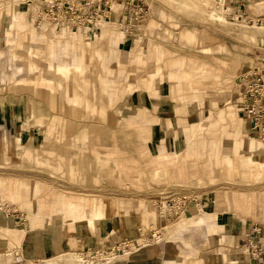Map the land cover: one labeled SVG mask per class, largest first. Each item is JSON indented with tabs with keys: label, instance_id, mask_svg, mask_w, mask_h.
<instances>
[{
	"label": "rangeland",
	"instance_id": "374dc122",
	"mask_svg": "<svg viewBox=\"0 0 264 264\" xmlns=\"http://www.w3.org/2000/svg\"><path fill=\"white\" fill-rule=\"evenodd\" d=\"M145 2L149 14L131 35H124L117 20L121 6L111 2L109 17L92 30L98 32L92 44L78 32L54 26L43 31L36 26L43 0H0V264H11L18 253L29 257L26 264H57L55 256L34 261L37 258L30 254L43 256L45 252L38 249H49L59 240L58 247L65 251L76 241L61 239L70 231L99 237L105 229L104 201L117 198L128 226H133L130 251L139 243L153 242L163 227L169 231L188 221L203 226L209 243L221 224L204 223L200 214L187 212L190 205L217 186L247 191L261 186L264 169L253 175L225 162L211 164L218 154L226 159L225 153L220 154L224 146L236 156L234 137L228 140L219 132L214 140L205 131H220L221 113L232 108L236 119L232 130L240 123L242 135L243 122L230 97L240 98V80L260 55L264 0ZM211 13L223 16L226 23ZM185 30L192 32L191 38L185 35L188 41L182 37ZM118 41L121 51L113 60L94 58V49L100 56L113 51ZM132 45L133 62H129L122 56L130 55ZM51 46L57 50L51 53ZM80 51L83 72L71 69L66 76L51 67L70 64ZM121 65L123 72H118ZM190 96L194 98L188 100ZM142 105L147 108L137 107ZM183 126L185 134H173ZM248 138L251 144L241 153L251 152L254 160L261 145L254 151L251 146L258 139ZM186 142L199 146L193 156L203 163L200 173L191 174L199 168L187 163L185 174L187 155L182 162L176 155L170 161L156 160L157 146L181 149ZM179 192L193 199L175 215H160L154 199ZM242 196L264 201V191L233 190L227 200L214 204L215 209L261 215L260 208L246 210ZM71 212L78 219L69 216ZM61 217L69 223L63 224ZM102 246L87 247L90 253L101 254L85 259L76 253V259L108 263L128 253L121 248L117 255L108 244L107 250Z\"/></svg>",
	"mask_w": 264,
	"mask_h": 264
},
{
	"label": "crops",
	"instance_id": "0c3cea01",
	"mask_svg": "<svg viewBox=\"0 0 264 264\" xmlns=\"http://www.w3.org/2000/svg\"><path fill=\"white\" fill-rule=\"evenodd\" d=\"M190 34H192V32L185 30L182 32V37L188 41L185 35L189 36ZM82 35L84 38L90 39L92 41V44H94V39L97 37L98 32L84 33ZM191 37L192 35H190V38ZM77 39L76 42L78 41ZM120 41L116 43L114 42L113 51L110 52L103 50L104 52H102L100 56L95 54L94 49V58L98 61L102 59L110 62L111 60H113V58H115V56H117V54H119V51H121L122 46H119V44H121ZM110 43L112 44L113 42ZM133 45L129 46L130 55L126 57L122 56L123 59L129 60V62H133L131 59ZM54 47L55 46H51V53L52 51L57 50L56 47ZM117 47L119 48L116 51ZM103 49H105V47ZM62 50L64 49L62 48L61 51ZM84 61L85 60L83 52L80 51L75 56L74 61L70 64L54 63V65H52L51 67L55 68V70L58 69L59 71L64 73L66 71L64 69L65 67L69 69L71 68L73 70V64H76L75 71L83 72L85 70V67L83 65ZM122 69L123 66L120 67L118 72L122 71ZM100 70L102 71V69ZM118 72L116 74V79H118ZM98 74L101 73L98 72L97 76ZM49 84L51 85V83ZM178 87H182V85H179ZM190 98L192 100L194 97L192 98V96H190L188 97V100ZM232 98L233 97H230V100H232ZM230 100L228 102H230ZM68 101L70 102V100ZM80 103H83L82 99L80 100L79 104ZM137 107L147 108L143 105ZM181 109L177 108L176 111ZM242 124L243 125L241 127V132L244 136L243 138L247 139L251 135L248 134L244 123ZM184 128L185 126L177 129V131L173 134L176 135L179 132H183V134H185ZM157 147L158 150L154 152L155 154L161 149L166 153H172V156H175L176 154V156H178L177 161L179 162H182V156L187 155V158L184 160L182 165L185 174L187 173V163L193 165L194 169L199 168V172L193 173L192 171L191 174L200 173V169H203V163L201 162V160H196L193 156L194 151H199V146L195 143L188 144L186 142L184 143V147H182L181 149H175L172 147L166 149V146L164 144H161ZM230 150V146H224L221 149V151L226 154L231 153ZM153 157L154 156H152V158ZM195 165L197 167H195ZM190 168L192 169L193 167ZM115 169H119L117 168V164L115 166ZM169 177L179 178L171 176ZM259 184H261V186H257L253 189H250L249 191H264V178L263 180H261V182H259ZM233 190L249 192L247 190L234 188L230 189L229 187L225 186H217L213 188V190L201 193L199 202L195 205H190V210H187L188 213H193L194 215L200 214L203 218L204 223L206 224H221V230L218 231V233L210 235L209 243L206 240L204 231L205 229L203 228V226L195 221H188L185 224L177 225L171 228V230L169 231H166L167 226L163 227L160 230V233L156 231L159 235L153 242L147 243V245L140 247L137 251L131 250L130 252L124 254L123 257L109 261L108 264H167L168 261L172 260H174L178 264H264V201L262 202L259 199H254L251 197L245 198L244 196H242L245 202V209L250 210V208H260L257 210H261V215H255L251 213L247 215L244 214L242 210L237 208L227 210L226 212L215 209L214 204L216 202L220 203L219 201L222 200H227L229 192ZM234 194L238 193L236 192ZM119 200L120 198H117L115 201H104L103 199V201L106 203V208L104 211L105 229L104 233H101L99 237L95 238L94 236H90L87 234L86 236L83 234H78L76 230L70 231L71 234L68 235V237H61V239L76 238V241L75 244L69 245L65 251L61 250V248L58 247V245L60 244L59 240L55 245L50 246L49 249L46 246H44V248L41 247L40 249H38L43 250V253L45 252L43 256L34 252L33 255L30 254L31 257L33 256L37 258L34 259V261H38V258H42L44 256H55L57 264H83L76 259V253L84 257L85 254L89 252L87 251V247L93 245L94 243H96L97 245L102 243V248L105 247L106 250L108 244L111 250L116 253L115 247L117 246V244L121 243L124 239H129L128 237L134 232L133 226H128L129 223L125 218L123 210L118 207V204L120 203ZM200 208H202V212ZM69 214V216H71L72 218H75L76 216L74 212H71ZM60 219L62 220L63 224L69 223V220H65V217H61ZM87 238L92 239L91 244H88ZM255 246L260 248V254L258 258H254L252 256V251L254 250ZM117 255H121V253ZM211 255L212 257H210ZM15 256L16 257L11 264H26V262H29L28 256V258H25L23 257V255H19V253Z\"/></svg>",
	"mask_w": 264,
	"mask_h": 264
},
{
	"label": "built area",
	"instance_id": "2783aa9c",
	"mask_svg": "<svg viewBox=\"0 0 264 264\" xmlns=\"http://www.w3.org/2000/svg\"><path fill=\"white\" fill-rule=\"evenodd\" d=\"M111 2H117L121 6L117 20L121 24L124 35H131L140 20L149 14L145 0H43L35 19V25L43 31L54 26L70 32L92 33L96 25L109 17ZM257 49L260 55L254 58L255 63L246 71L240 80L241 84L238 85L240 98L232 99L248 134L258 138L261 145L260 150L264 153V41H261ZM192 199L193 197H190L188 193L179 192L169 196H159L154 199V203L158 213L166 217L170 214H177ZM139 234L142 236V231ZM155 234H152V237ZM145 245L147 243H139L137 248L132 250L137 251ZM121 248H126L130 252L129 239H124L117 244L116 253H122ZM259 250V247H254L252 251L254 258L259 257ZM99 252H88L81 257L90 259L92 256L101 254ZM80 262L86 264L83 261ZM98 264L108 263L105 259H101Z\"/></svg>",
	"mask_w": 264,
	"mask_h": 264
},
{
	"label": "bare ground",
	"instance_id": "6f19581e",
	"mask_svg": "<svg viewBox=\"0 0 264 264\" xmlns=\"http://www.w3.org/2000/svg\"><path fill=\"white\" fill-rule=\"evenodd\" d=\"M215 20L222 22V23H226V20L224 19L223 16L220 15H214V13H211V15ZM264 28V26H260V28ZM81 34H84L82 32H78ZM252 37V36H251ZM81 67V66H80ZM252 67V66H251ZM250 67V68H251ZM249 68V69H250ZM66 71L64 72V74L66 76H68L70 74V70L71 68H64ZM73 69H76V64H73ZM70 76V75H69ZM219 119H221L222 123L224 124V127H222V129L220 131H215L213 133L209 132V131H205L207 134H211L214 136V140H218L217 138V134L220 132H224L227 136H228V140H231L233 137L234 140V150L236 152V156H232L229 155L228 153L223 154V156H226V159H222L220 157V155H216L215 160L213 163V165H221L224 162L230 166L232 165H236L235 167L238 168L240 167L242 170H246L247 172H250L251 174H255V175H260V170L264 169V153L263 151H261L260 149H258V151L255 154V159L253 160L251 157V152L242 154L241 152L245 151L244 149H247V146L249 147L251 143H249V138L244 139L243 135L239 134V126H236V130H232V127H234L235 123L234 121L235 119V115H233V111L232 108L225 110L224 112L221 113ZM234 124V125H233ZM196 129H192V132L195 134L196 133ZM231 132V133H230ZM216 137V138H215ZM258 139V138H257ZM260 141L256 140L254 141V143H252V148L254 151H256L257 149H255V146H257V144L259 145ZM250 151V150H249ZM223 152H221L220 154H222ZM176 155V154H175ZM196 157V156H195ZM172 158V153H166L165 151H159L156 154V160H165V161H170V159ZM198 158V157H196ZM77 217V214L75 216ZM85 218V216L83 217ZM93 218H89V224L91 225V223L93 222Z\"/></svg>",
	"mask_w": 264,
	"mask_h": 264
}]
</instances>
